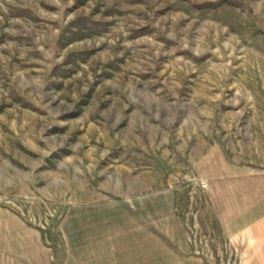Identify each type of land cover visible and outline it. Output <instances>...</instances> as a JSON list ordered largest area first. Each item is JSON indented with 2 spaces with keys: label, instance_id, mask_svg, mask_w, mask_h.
Instances as JSON below:
<instances>
[{
  "label": "rangeland",
  "instance_id": "obj_1",
  "mask_svg": "<svg viewBox=\"0 0 264 264\" xmlns=\"http://www.w3.org/2000/svg\"><path fill=\"white\" fill-rule=\"evenodd\" d=\"M253 160L264 0H0V264H253Z\"/></svg>",
  "mask_w": 264,
  "mask_h": 264
},
{
  "label": "crops",
  "instance_id": "obj_2",
  "mask_svg": "<svg viewBox=\"0 0 264 264\" xmlns=\"http://www.w3.org/2000/svg\"><path fill=\"white\" fill-rule=\"evenodd\" d=\"M253 162H255L253 160ZM234 163H242L235 160ZM255 163L264 165L256 160ZM213 189L224 219L240 231L253 264H264V169L240 173Z\"/></svg>",
  "mask_w": 264,
  "mask_h": 264
},
{
  "label": "built area",
  "instance_id": "obj_3",
  "mask_svg": "<svg viewBox=\"0 0 264 264\" xmlns=\"http://www.w3.org/2000/svg\"><path fill=\"white\" fill-rule=\"evenodd\" d=\"M205 184V182H203Z\"/></svg>",
  "mask_w": 264,
  "mask_h": 264
}]
</instances>
